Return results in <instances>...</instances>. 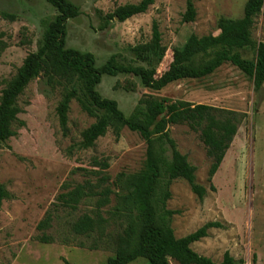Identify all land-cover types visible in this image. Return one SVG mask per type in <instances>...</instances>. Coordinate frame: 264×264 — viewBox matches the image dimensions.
<instances>
[{"label":"rangeland","instance_id":"374dc122","mask_svg":"<svg viewBox=\"0 0 264 264\" xmlns=\"http://www.w3.org/2000/svg\"><path fill=\"white\" fill-rule=\"evenodd\" d=\"M68 1L77 7L79 15L67 21L66 47L92 53L97 68L111 56L121 64L146 66L135 61L131 48L151 39V24L156 21L161 45L166 48L157 67L158 75L168 68L172 50L182 47L189 35H216L219 17L240 18L246 2L193 0L195 20L183 23L185 0H154L145 13L124 22L117 19L108 22L106 15L119 6L140 0ZM56 15L57 11L46 0H0V41L4 47L0 51V95L25 57L37 51L46 23ZM253 39L264 42V6L255 19ZM244 57L251 59L252 52L244 53ZM41 81L40 77L31 81L19 97L18 119L23 125L16 124L15 135L0 148V183L10 194L0 210V264H64V260L70 264H105L114 256V238L125 226V217L116 211L121 191L115 182L119 185L118 181L125 179L117 180L121 175L142 170L146 144L138 133L125 127L116 139L109 127L93 147L76 148L81 132L95 119L72 100L68 132L63 135L55 111L61 99L60 90L52 92ZM96 89L103 98L116 101L126 117L144 95L206 104L241 115L237 133L211 183L207 180L210 161L199 134L184 124L169 125L170 137L195 167L196 183L207 193L200 202L185 180H174L166 208L177 211L171 220L176 238L207 222L217 221L223 226L209 229L205 238L191 245L199 255L219 263L228 252L237 263L264 264V85L255 91L251 80L237 68L224 64L210 76L177 81L160 91L144 88L137 77L122 74L102 75ZM70 147H74L71 152ZM76 168L84 171L72 174ZM85 180L114 191L101 209L107 219L106 242L96 250L89 249L86 240L84 247L77 245L78 241L63 244L56 222L48 231L54 242L37 241L36 226L61 192V185ZM93 208V201L83 202L69 220L90 213ZM129 264L147 262L137 259ZM169 264L178 263L170 259Z\"/></svg>","mask_w":264,"mask_h":264},{"label":"trees","instance_id":"16d2710c","mask_svg":"<svg viewBox=\"0 0 264 264\" xmlns=\"http://www.w3.org/2000/svg\"><path fill=\"white\" fill-rule=\"evenodd\" d=\"M46 2L57 11V15L46 23L37 51L25 57L15 76L1 91L0 148L15 135L14 126L23 125L18 119L21 112L18 99L28 84L40 77L50 91L60 90L61 99L55 111L63 135L68 132V112L72 100H76L80 109L95 119L81 132L76 148L93 147L109 127L113 128L116 139L120 137V129L125 127L138 133L146 144L142 170L133 175H121L117 180L125 179L118 181L119 185L115 182L121 191L116 211L125 217V226L114 238V256L109 257L105 264H129L137 259H145L147 264H169L170 259L178 264H241L228 252L224 253L221 262L216 263L191 249L193 243L207 236L209 229L223 228L219 222H207L194 232L176 238L171 220L177 211L166 208V202L171 197L169 187L174 180H185L200 202L207 193L203 186L196 183L195 167L179 152L170 137L169 125L184 124L199 134L210 161L207 180L211 183L237 133L241 115L206 104L144 95L126 117L117 102L103 98L96 87L102 75L115 77L122 74L137 77L144 88L160 91L177 81L205 78L222 65L229 64L251 80L255 91L260 90L264 85V42L257 43L253 39V28L264 0H246L240 18L219 17L216 35H189L182 47L172 50L171 62L160 75L157 74V67L165 56L166 48L161 45L156 21L151 24V39L131 48L135 61L146 66L121 64L111 56L97 68L92 53L66 47V24L79 15L77 7L68 0ZM153 3L154 0H140L119 6L106 15V20L124 22L145 13ZM195 17L193 0H185L182 22H193ZM3 48L0 41V51ZM249 51L252 52L251 59L244 57V53ZM73 148L70 147L69 152ZM102 167L107 168V164L102 163ZM77 171L84 169L76 168L72 174ZM210 189L214 190V187L210 185ZM113 192L100 183L93 184L88 180L82 183L64 182L61 192L38 222L35 239L44 244L54 242L55 238L48 231L56 222L63 244L78 241L77 245L84 247L83 241L86 240L89 241V249H98L107 240V219L102 216L101 209L108 204V196ZM9 198V192L0 183V210L3 201ZM87 201L94 202L90 213L69 220L79 205ZM64 264L70 263L64 260Z\"/></svg>","mask_w":264,"mask_h":264}]
</instances>
